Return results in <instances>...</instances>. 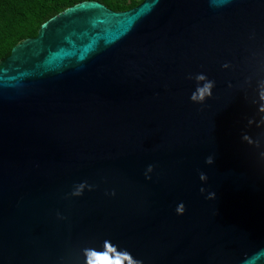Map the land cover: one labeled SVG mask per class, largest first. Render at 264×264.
I'll list each match as a JSON object with an SVG mask.
<instances>
[{
  "label": "water",
  "instance_id": "1",
  "mask_svg": "<svg viewBox=\"0 0 264 264\" xmlns=\"http://www.w3.org/2000/svg\"><path fill=\"white\" fill-rule=\"evenodd\" d=\"M262 153L264 0L77 3L0 62V264H264Z\"/></svg>",
  "mask_w": 264,
  "mask_h": 264
},
{
  "label": "trees",
  "instance_id": "2",
  "mask_svg": "<svg viewBox=\"0 0 264 264\" xmlns=\"http://www.w3.org/2000/svg\"><path fill=\"white\" fill-rule=\"evenodd\" d=\"M83 1H96L111 11L124 12L143 0H0V62L13 47L35 38L49 19Z\"/></svg>",
  "mask_w": 264,
  "mask_h": 264
},
{
  "label": "clouds",
  "instance_id": "3",
  "mask_svg": "<svg viewBox=\"0 0 264 264\" xmlns=\"http://www.w3.org/2000/svg\"><path fill=\"white\" fill-rule=\"evenodd\" d=\"M229 2H230V0H222L223 5H227ZM198 78L200 80H205V77L203 75H200ZM213 87H214V81H207L205 86L200 89L199 93L196 96L192 97L193 101L195 103H204L206 101V99L211 97ZM261 155H262V157H264V153H262ZM206 163L212 164L213 163V157L212 156L207 157ZM151 170H152V166L150 165L148 171L150 172ZM200 178H201V180H206L205 174L201 173ZM80 187L82 188L83 185H81ZM74 194H76V195L80 194L79 188L77 189V191ZM208 198H210V199L215 198V193H210ZM178 211H182V207L178 208Z\"/></svg>",
  "mask_w": 264,
  "mask_h": 264
}]
</instances>
